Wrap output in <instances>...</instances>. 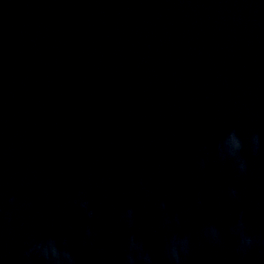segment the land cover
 <instances>
[{
  "label": "water",
  "instance_id": "water-1",
  "mask_svg": "<svg viewBox=\"0 0 264 264\" xmlns=\"http://www.w3.org/2000/svg\"><path fill=\"white\" fill-rule=\"evenodd\" d=\"M233 130L243 175L217 155ZM254 134L264 0H0V264H43L25 253L49 237L77 264H124L132 234L155 264L173 234L190 238L183 264H264ZM242 213L247 252L231 230Z\"/></svg>",
  "mask_w": 264,
  "mask_h": 264
},
{
  "label": "clouds",
  "instance_id": "clouds-1",
  "mask_svg": "<svg viewBox=\"0 0 264 264\" xmlns=\"http://www.w3.org/2000/svg\"><path fill=\"white\" fill-rule=\"evenodd\" d=\"M248 148L253 153H259L264 150V140L259 134H254L248 138ZM245 150V141L241 138L237 131L228 132L221 142L217 145V155L219 159H231L236 170L241 174L248 171V161L244 158L242 153ZM205 160L200 161V166L206 167ZM230 196L233 199H239V193L235 188L230 189ZM12 201L15 200L13 196ZM79 206L84 210L89 217L93 218L94 210L90 208L89 202L86 199L79 201ZM161 208H166V203L161 202ZM135 212L133 209H128L125 214V219L131 226L134 223ZM169 221L165 220V223ZM177 222L179 218L177 217ZM239 237L238 250L240 252H247L256 245V240L247 233L243 213L238 222L232 225L231 229ZM88 236L92 235L91 229L88 230ZM204 236L209 241L216 244L222 243L220 230L215 225H208L204 229ZM191 242L187 235L181 236L173 234L167 241L165 247V255L168 264H183L184 258L190 253ZM25 255L31 260L33 256L42 260L43 264H77L71 249L66 240H59L56 237H49L47 239L37 240L32 243V246L27 250ZM124 264H155L153 255L145 249L142 240L138 239L135 234L129 236L126 247V255L124 257Z\"/></svg>",
  "mask_w": 264,
  "mask_h": 264
}]
</instances>
